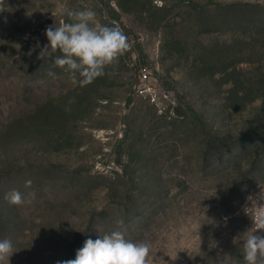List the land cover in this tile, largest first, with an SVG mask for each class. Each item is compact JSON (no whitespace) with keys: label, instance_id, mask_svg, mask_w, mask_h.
<instances>
[{"label":"rangeland","instance_id":"1","mask_svg":"<svg viewBox=\"0 0 264 264\" xmlns=\"http://www.w3.org/2000/svg\"><path fill=\"white\" fill-rule=\"evenodd\" d=\"M86 8L130 47L81 86L37 57L46 27ZM0 10V197L26 200L0 208L10 264L74 259L114 230L148 243V264H244L243 208L264 186V0H0Z\"/></svg>","mask_w":264,"mask_h":264},{"label":"clouds","instance_id":"2","mask_svg":"<svg viewBox=\"0 0 264 264\" xmlns=\"http://www.w3.org/2000/svg\"><path fill=\"white\" fill-rule=\"evenodd\" d=\"M65 14L68 22L46 27L48 43L37 58L47 61L54 57L53 67L68 73L73 83L86 86L104 76L106 68L118 63L130 47L129 40L118 25L102 24L90 8L66 10ZM48 75L55 77L51 70ZM19 166L24 167L26 163L20 161ZM31 184V180L25 181L26 188ZM31 195L34 197L35 194ZM4 198L13 206L26 202L24 194L16 189L7 192ZM261 205L257 204V207ZM253 225L242 242L243 261L244 264H264V212L253 219ZM14 252L12 240L0 238V264H10ZM149 254L148 243L129 240L123 231L114 230L95 240L87 239L74 259L56 264H148Z\"/></svg>","mask_w":264,"mask_h":264},{"label":"built area","instance_id":"3","mask_svg":"<svg viewBox=\"0 0 264 264\" xmlns=\"http://www.w3.org/2000/svg\"><path fill=\"white\" fill-rule=\"evenodd\" d=\"M259 197L261 200H259ZM257 204H262V205L260 207H257ZM243 212L246 216H248L251 219L252 226H254L253 219H255V217L259 215L261 212H264V186L258 194L251 195L248 198V201L243 208Z\"/></svg>","mask_w":264,"mask_h":264},{"label":"trees","instance_id":"4","mask_svg":"<svg viewBox=\"0 0 264 264\" xmlns=\"http://www.w3.org/2000/svg\"><path fill=\"white\" fill-rule=\"evenodd\" d=\"M1 179H2V177H0V182H1ZM0 192H1V187H0ZM4 205H5V200H3V197H0V208L4 207ZM13 229H14V224L7 222V227L5 228L4 233L7 234L9 232H13Z\"/></svg>","mask_w":264,"mask_h":264}]
</instances>
